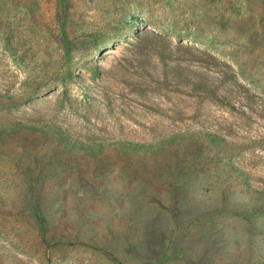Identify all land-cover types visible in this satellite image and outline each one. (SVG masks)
<instances>
[{
    "label": "rangeland",
    "instance_id": "1",
    "mask_svg": "<svg viewBox=\"0 0 264 264\" xmlns=\"http://www.w3.org/2000/svg\"><path fill=\"white\" fill-rule=\"evenodd\" d=\"M65 1L0 0V264H264V0Z\"/></svg>",
    "mask_w": 264,
    "mask_h": 264
},
{
    "label": "trees",
    "instance_id": "2",
    "mask_svg": "<svg viewBox=\"0 0 264 264\" xmlns=\"http://www.w3.org/2000/svg\"><path fill=\"white\" fill-rule=\"evenodd\" d=\"M67 2L65 0H61V3H60V10L62 12L61 16L59 17V22H60V32H61V36H62V40L65 44V52H66V56H70V52H71V49H70V39H69V36H68V31H67V20H66V14H65V7H66V4ZM216 92V91H215ZM16 123L15 126H19V125H22V123H17V122H14ZM12 124V123H11ZM10 123L6 125V127H9L11 125ZM12 126V125H11ZM80 145L79 146H75L76 148H80V149H83L85 151H91V150H95L93 148H101L102 146H98L99 144L95 143V142H92L91 144H85V142H81V144H78ZM121 145L123 147H126L128 149H130L131 151L133 152H137V151H147V150H154L156 148V146H159L161 145L160 143L159 144H153V143H140V142H136V141H123L121 143ZM246 175V173H244V170L242 169V175ZM248 188L250 189L251 188V185L249 184L248 185ZM255 193H259L262 198H264V191H259V190H253ZM253 192V193H254ZM38 215H40L38 213ZM41 217V216H40Z\"/></svg>",
    "mask_w": 264,
    "mask_h": 264
}]
</instances>
